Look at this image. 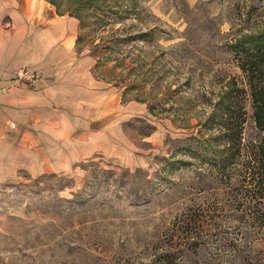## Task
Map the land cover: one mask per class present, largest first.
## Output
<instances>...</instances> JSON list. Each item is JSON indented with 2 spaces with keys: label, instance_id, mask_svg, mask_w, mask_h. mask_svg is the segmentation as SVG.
<instances>
[{
  "label": "rangeland",
  "instance_id": "374dc122",
  "mask_svg": "<svg viewBox=\"0 0 264 264\" xmlns=\"http://www.w3.org/2000/svg\"><path fill=\"white\" fill-rule=\"evenodd\" d=\"M19 1L0 0V11ZM27 1L56 11L47 0ZM138 2L139 17L125 21V32L131 37L140 30L151 32L141 41L130 37L121 49L130 52L125 63L132 68L131 79L143 83L147 93L134 89L126 97L137 93L148 102L138 101L141 113L132 112L123 122L125 155H95L65 173L20 171L0 183V264L163 259L172 251L171 223L189 211L203 219L202 227H188L200 246L173 264H264V223L244 214L241 165L218 172L213 153L224 142L214 139L218 124L210 119L212 124L204 125L218 99L235 87L231 80L245 84L228 43L240 33L264 30V0ZM82 45L93 49L85 38ZM126 52L112 59L121 60ZM135 57L141 67L132 62ZM112 59L93 71L107 82L127 71ZM148 103L156 106L154 113L158 107L165 110L153 115ZM245 109L242 142L250 147L262 133L249 95Z\"/></svg>",
  "mask_w": 264,
  "mask_h": 264
},
{
  "label": "crops",
  "instance_id": "0c3cea01",
  "mask_svg": "<svg viewBox=\"0 0 264 264\" xmlns=\"http://www.w3.org/2000/svg\"><path fill=\"white\" fill-rule=\"evenodd\" d=\"M4 10L0 183L20 171L33 176L65 173L95 155L123 157V122L132 112L141 113L142 105L123 101L117 86L94 74V55L77 49L78 19L27 0ZM23 66L41 71L42 81H13L12 73Z\"/></svg>",
  "mask_w": 264,
  "mask_h": 264
},
{
  "label": "trees",
  "instance_id": "16d2710c",
  "mask_svg": "<svg viewBox=\"0 0 264 264\" xmlns=\"http://www.w3.org/2000/svg\"><path fill=\"white\" fill-rule=\"evenodd\" d=\"M47 1L55 6L58 14H67L79 20L77 49L78 51L85 49L86 47L82 45L83 38L88 40L91 49L93 48L90 53L96 58L95 71L99 70L102 60L112 59L119 51L126 52L121 47L129 41L132 33L130 31L125 32L127 30L125 21L136 20L139 17L138 0ZM131 26L133 25H128L129 28ZM82 32H85L84 37H82ZM150 32L151 30H140L131 38L141 41ZM228 46L237 67L242 73L245 84L238 85L233 78L231 83L235 87L229 86L218 99L214 105L212 116L206 119L204 125L212 124L210 119L214 124H218V131L214 134L216 135L214 139H220L224 142L223 149L213 153L214 164L217 165L218 172L225 174L233 167L241 165L240 171L246 188L245 196L242 199L244 214H249L254 221L264 223V30L255 33H240L233 42L228 43ZM129 57L131 55L127 51L121 60L112 59L115 61L114 66L116 68L122 64L124 70L127 71L125 76H122L124 73H121L119 78L118 75L114 74L111 81L114 82L115 86L124 87L123 101L148 102L145 96L137 93H134L133 98L126 97V94L134 89L147 94L143 90V83L139 84L138 81L130 77L132 68L128 69L129 64L125 63V59ZM132 62L137 67L142 66L137 57L133 58ZM247 95L251 100L254 121L262 133L259 143L251 144L250 147L244 146L242 142L243 124L247 120L245 109ZM155 107L148 103V110L153 115L161 114L165 110L163 107H158L154 113ZM150 127L152 126L150 125ZM153 130L154 126L151 131ZM208 147L211 149L210 143ZM190 213L192 211L177 215L168 229L169 239L170 237L172 239V249H170L172 251L166 254L163 259L159 256L142 264H173L176 258L186 256L197 250L200 242L197 237L195 238L194 235L190 234L188 227H202L203 219H195ZM170 256L174 257V260Z\"/></svg>",
  "mask_w": 264,
  "mask_h": 264
},
{
  "label": "built area",
  "instance_id": "2783aa9c",
  "mask_svg": "<svg viewBox=\"0 0 264 264\" xmlns=\"http://www.w3.org/2000/svg\"><path fill=\"white\" fill-rule=\"evenodd\" d=\"M41 71L27 66L20 67L12 73V80L21 84L35 85L42 81Z\"/></svg>",
  "mask_w": 264,
  "mask_h": 264
}]
</instances>
